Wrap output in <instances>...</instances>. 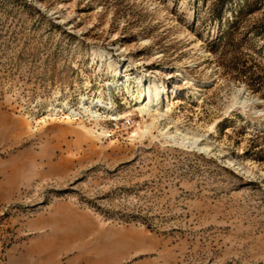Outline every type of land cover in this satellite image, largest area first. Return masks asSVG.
Segmentation results:
<instances>
[{"label": "rangeland", "instance_id": "obj_1", "mask_svg": "<svg viewBox=\"0 0 264 264\" xmlns=\"http://www.w3.org/2000/svg\"><path fill=\"white\" fill-rule=\"evenodd\" d=\"M0 264H264V0H0Z\"/></svg>", "mask_w": 264, "mask_h": 264}, {"label": "bare ground", "instance_id": "obj_2", "mask_svg": "<svg viewBox=\"0 0 264 264\" xmlns=\"http://www.w3.org/2000/svg\"><path fill=\"white\" fill-rule=\"evenodd\" d=\"M94 54L101 60L102 65H106L108 70L113 72V77H116L119 72H122L121 68H124L125 66L123 61L122 65L116 64L109 55L102 51H95ZM134 81L137 84L135 92L132 91L130 84L128 83V78L121 81L120 85L124 87L125 92L128 95L132 96L133 105L138 109V112L141 115L147 114L151 118L152 122H157L159 118L164 116V113L161 111V104L163 102V94L166 93V89L164 88L161 90V87L147 71H143L142 75L136 76ZM118 83V79H113L112 82L107 83V86L111 88H118ZM86 86H88V84H86ZM86 100L87 98L85 96L81 97V108L78 110V113H86L91 110L88 106H84L83 102ZM90 104L93 109L97 106L107 109L110 108V101L108 99L104 100L101 94H99L96 98H92ZM94 114L97 115L96 111H94ZM178 135V139L176 140H179L181 145L193 146L199 142V137L196 133H191L189 135L188 132H185L179 133Z\"/></svg>", "mask_w": 264, "mask_h": 264}]
</instances>
